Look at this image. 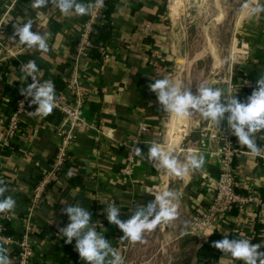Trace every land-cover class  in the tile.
<instances>
[{
	"label": "crops",
	"instance_id": "obj_1",
	"mask_svg": "<svg viewBox=\"0 0 264 264\" xmlns=\"http://www.w3.org/2000/svg\"><path fill=\"white\" fill-rule=\"evenodd\" d=\"M92 1L80 0L86 6ZM0 3L3 8L2 11L0 10V27H3L8 39L15 35L16 27L19 28L31 21V30L44 36L48 45V50L44 52L36 47L21 45L17 41L18 36L12 39V43H8L7 40L0 41V81H7L10 86L20 90L24 86V78L14 68L18 60H28L36 64L35 58L31 56L36 52L39 60L50 67L49 79L56 72L59 64L66 67L69 75L71 68L67 60L72 57L71 43L77 37L80 24L86 18V14L79 15L75 12L62 14L55 0H46L39 8L33 7V0H0ZM137 3H140L139 10L133 12V7ZM161 3L162 0H120L112 12L115 29L113 40L107 46L108 53L103 65L91 62L88 58L82 59L80 71L86 77L85 84L90 91L89 101L84 110L89 125L77 133L71 148L72 162L77 165H72L58 179L48 184L38 206L30 210L28 203L34 185L51 167L59 141L55 128L61 123L62 117L56 121H48L47 116L32 115L30 126L19 136L22 151L0 159V186L6 188L3 195H11L16 200L15 209L10 211L11 221L15 226L13 238H19L20 231L26 227L27 221L31 223L30 235L34 247L32 264H60L63 258L67 259L73 252L77 253L75 239L72 243H65L66 237H62V233L59 232V229L69 222L67 214L63 211L69 205L83 207L90 213V226L104 236L111 248L120 254L121 264L123 261L125 264H150L151 261L153 263L151 259L141 258V254L151 243L165 247V258H168L167 252L170 250L167 246L170 241L175 242L184 236H188L185 243L197 242L193 262L190 259H188L189 263L187 262V264H196L200 243L198 236L191 232V221L196 204L201 203L208 196V185L200 187L199 185L210 183L209 179L213 178L209 175L208 166L216 164L212 152L217 150L218 140L212 138L207 141L206 146L200 145L201 124L204 123H201L203 117L195 110H192L193 112L182 121L177 119L183 122V125L180 124L168 131L166 129L167 133H164L166 111L158 102L156 93L149 88V84L157 79L149 64L157 63L158 57L165 51L166 58L172 61L173 71L170 74L166 66L160 67L157 69L158 79L167 78L172 83L180 84L182 89L198 94V86L211 85L209 78L217 73L221 62L217 57V48L214 55L207 45L201 46L200 40L189 46L183 24L188 21H193L191 22L193 24L194 19L198 16L202 18V15L193 13L177 15L167 8L166 17L169 23L165 27L166 32L159 31L156 38L153 33L146 34L143 25L148 20L144 18V14L155 12ZM257 4L261 10L258 12L246 10L248 12L244 19L250 24L247 23L238 35L243 40L241 44L244 52L248 54L247 57L245 56V61L263 63L264 61H261L264 60V0H257ZM58 12L61 17L55 20V14ZM219 16L215 15L213 25L216 36L221 39L222 33L218 35L217 32L220 30L219 25L222 24L223 18ZM145 36L152 37L156 46L154 49L151 50L150 45L145 43ZM209 53L213 54L210 56L213 60H208ZM208 72L209 78H207ZM61 75L63 76V73ZM258 78H264V75L253 77L247 74L237 81L233 80L224 98L230 99L231 96L236 95L242 100L248 97L257 87ZM217 87L215 85V88ZM1 91L2 89L0 95ZM220 91L223 92L222 89ZM224 98L221 99L222 102ZM8 101V97H4V103L0 106V141L4 134L3 114L9 113L13 108L8 105ZM226 116L227 114L224 120L216 122L213 130L218 131L219 135L230 130ZM141 124H146L149 129L142 131L141 155L134 179L130 182L120 173L127 149L124 144L136 136ZM173 130L174 139L179 140V148L183 152L178 156L181 162H184L185 155L203 158V164L199 168H190L183 177L168 174L163 167L156 166L157 161L147 159L149 146L156 142L166 146L172 139L169 138V134ZM253 138H255L254 134ZM173 155L176 153L174 152ZM74 175H77L79 180L71 183L69 178ZM197 176L201 177V182H198ZM238 177L242 183L255 187L264 186V176L252 154L240 156ZM188 183L191 184L190 189L187 187ZM147 188L174 193L173 203L176 206V214L164 226L158 224L152 231L144 232L142 240L133 242L122 237V230L107 220L105 212L109 205H114L120 208L119 218L127 220L132 215L130 209L134 199L138 201V205L133 211L154 199ZM2 198L0 196V199ZM94 201L96 206L93 209ZM145 235L154 237L147 240ZM55 244H61V247L54 249ZM0 256L7 257L9 264H16L15 246L11 244L5 247L0 243ZM164 263L165 259L161 264ZM68 264H86V262L81 258L78 261L70 258ZM213 264H243V262L234 259L228 253H222Z\"/></svg>",
	"mask_w": 264,
	"mask_h": 264
},
{
	"label": "clouds",
	"instance_id": "obj_2",
	"mask_svg": "<svg viewBox=\"0 0 264 264\" xmlns=\"http://www.w3.org/2000/svg\"><path fill=\"white\" fill-rule=\"evenodd\" d=\"M46 0H33V7L39 8ZM62 14L83 15L89 10L80 0H55ZM247 8V5H245ZM260 7H254L252 12L260 11ZM32 22L28 21L19 28H15L18 42L26 47H36L46 52L48 45L44 36L32 31ZM16 41V42H17ZM21 71L32 82L21 88V93L31 97L30 104H35L34 112L38 116L49 115L56 106L54 84L51 81L41 82L37 75V65L29 61L22 64ZM257 87L253 89L246 101H241L236 95L222 102V92L218 88L198 86V94H193L188 89H182L180 84L172 83L167 78L155 79L149 84L150 90L156 93L158 102L171 117L176 120L187 118L193 111L199 112L202 117L210 121L218 122L225 119L227 124L242 146H246L254 155L259 151L253 140V134L264 131V78H258ZM176 155H173V153ZM141 149L137 147V154ZM183 152L179 148V140L173 139L166 146L153 143L149 146L147 159L157 161V167H163L166 173L176 176H186L190 168H199L203 164V158L194 155H185L184 162L178 159ZM154 196V199L137 207L127 220L119 218L120 208L109 205L106 217L110 223L116 224L123 232L122 237L133 242L142 240L144 232H150L158 224L169 222L176 214V206L173 203L174 193L168 190L146 189ZM6 188L0 186V212L13 211L16 200L11 196H4ZM69 218V222L59 229L62 237H66L65 243H72L75 239V250L79 258L86 264H121L122 257L111 248L108 240L100 235L94 227L90 226V213L83 207L69 205L63 209ZM208 231L205 238L211 235ZM213 246L222 253H228L243 264H264V252L259 251V244L251 243L248 239H229L224 236L221 240L213 241ZM110 257V259H109ZM0 264H9L7 257L0 256Z\"/></svg>",
	"mask_w": 264,
	"mask_h": 264
},
{
	"label": "built area",
	"instance_id": "obj_3",
	"mask_svg": "<svg viewBox=\"0 0 264 264\" xmlns=\"http://www.w3.org/2000/svg\"><path fill=\"white\" fill-rule=\"evenodd\" d=\"M106 0H93L89 5V10L86 13V18L82 21L79 27L78 35L74 39L76 42L75 52L72 57L67 60L70 65V73L67 78L66 89L60 95L55 94L56 106L62 114L61 123L55 128L59 137L57 150L52 158L51 167L44 172L40 181L34 185L33 194L30 196L28 208H32L39 205L42 200L43 193L51 181L59 178V176L66 171L67 164L72 162L71 148L77 138V133L89 125L87 118L85 117V107L89 101V87L85 84L86 77L80 71V64L82 59L88 58L89 51L95 46V26L101 24V18L103 17V10L105 8ZM203 0L202 2H205ZM171 3V2H170ZM166 7L169 10L171 5ZM165 24L161 21L150 22L147 21L143 25L144 32L146 34L159 35L160 32H164ZM162 30V31H161ZM160 31V32H159ZM159 32V33H158ZM8 36L5 33L3 27H0V41L7 40L8 43H12V39H7ZM161 53V52H160ZM162 54V53H161ZM28 60H18V64L14 68L19 71L24 78V87L32 82L31 77L21 71L22 64H27ZM37 75L41 82L50 81L48 78L49 71L42 70L37 67ZM18 100L14 103L12 110L3 114L4 121V134L1 137V143L3 145H9L15 140H19V136L22 134L21 121L30 118L35 115L34 111L36 105L30 104L31 97H26L21 93ZM149 127L146 124H141L139 132L131 140L124 145L127 147L125 159L120 169V173L123 178L127 180L134 179V173L136 166L139 163L141 153L137 154V147L141 149L143 145V132L148 130ZM210 126V122L201 127V135L199 143L203 147L206 146L207 141L216 138L218 143V149L213 151V154H217L218 165L221 169V173L218 177L210 178V183H202L200 186L208 185L209 193L205 197V200L201 203L198 202L195 206V214L192 216L191 232L198 236V238L204 242L208 241L216 229L221 228L223 218L227 216L228 211L231 208L233 202L237 203L239 213L236 217V221L240 228H244L254 221V215L251 213L253 209L260 208V221L264 224V200L259 191V187H255L251 184L242 183L239 180L236 181V175H238V167L233 165L235 157L240 158L241 155L252 154V152L242 149V145L239 144L238 139L232 134L231 130L222 132L221 135L217 134L218 131H213ZM156 144H159L156 142ZM259 154L264 158V144L258 150ZM254 157L256 155L252 154ZM155 161V160H154ZM238 184L241 187L247 188V194H241L236 192L235 185ZM138 205V201L134 199L132 201L133 212L135 206ZM251 213V214H250ZM12 214L10 211L0 212V243L8 247L13 244L15 246V259L16 264H32L34 258V247L30 235L31 223L27 221L26 227L21 229V233L18 239H14L12 235L4 232L3 221H11ZM211 231L212 234L205 238V234ZM123 264L124 261H123Z\"/></svg>",
	"mask_w": 264,
	"mask_h": 264
},
{
	"label": "trees",
	"instance_id": "obj_4",
	"mask_svg": "<svg viewBox=\"0 0 264 264\" xmlns=\"http://www.w3.org/2000/svg\"><path fill=\"white\" fill-rule=\"evenodd\" d=\"M120 0H106L105 1V8L103 10V17L101 18V24L96 25L95 28V39L94 43L95 46L92 47L89 51L88 54V60L93 61L96 64L103 65L105 61V57L107 55V46L111 43L113 40V31L115 29V23L112 18V12L115 9L117 3H119ZM163 3H161L157 10L155 12H147L144 14V18H146L150 22H159L163 21L166 24L169 23L168 17H166V8H165V3L167 0H162ZM2 2V1H1ZM139 5L140 3L135 4L133 7V12L139 10ZM2 6L0 3V10L2 11ZM59 17H61V14L58 12L55 14V20H57ZM54 29V28H53ZM145 43L149 44L151 47V50L154 49L155 44L154 40L152 39L151 36H145L144 37ZM75 46L76 42L73 41L71 43V55L75 52ZM257 51V55H258ZM33 58H35V62L38 68L48 71L50 69L49 65L43 64L39 58H38V53H34L31 55ZM262 60L261 62H263ZM170 65V61L166 58L165 54H162L161 56L158 57L157 63L154 64H149L150 68L152 71L157 75L158 79V73L157 69L160 67H167L168 70H171L168 68ZM237 73L239 76H244V75H252L253 77L256 76H263L264 75V62L263 63H254L253 61H243L238 63L237 65ZM63 73V76L61 75ZM68 70L64 65H58L57 70L55 73H53L50 77V81L54 84V92L56 95H60L64 92L66 89V84H67V78H68ZM238 76L236 75L235 81H237ZM0 89L1 95H0V106L3 105V98L8 97V105L13 106L14 103L18 100L20 96V91L17 87H12L7 81H0ZM246 98H243L241 101H246ZM60 117H62L61 112L53 108L52 112L47 115L46 119L48 121H56L59 120ZM30 121L31 118L22 120L20 125L21 129L25 130L30 126ZM255 138H253L254 143L257 146V149L259 150L261 146L264 144V131L255 133ZM235 136V135H234ZM237 139V137L235 136ZM242 149L245 151H249L246 148V146H242ZM22 148L20 146L19 140H15L11 142L9 145H3L0 142V159H4L7 156H10L14 154L15 152H21ZM255 160L257 164L260 166V172L264 176V158L261 155H256ZM240 162V158L235 157L233 165L235 168L238 167ZM72 165H77L75 162H69L67 164L66 170H69ZM208 172L211 177H218L221 173V169L217 164H210L208 166ZM78 175V174H77ZM74 175L73 177H70L69 180L71 183L76 182L79 180L78 176ZM198 182H201V177L197 176ZM238 180V175H236V181ZM187 187L190 189L191 184L188 183ZM235 190L238 193L241 194H247L248 190L247 188L241 187L238 184L235 185ZM260 194L262 196V199L264 200V186L259 188ZM195 195V194H194ZM96 206V201H94L93 204V209ZM239 213V208L237 203L233 202L231 205L230 210L227 213V216L223 218V221L221 223V228L216 229L214 234L210 236L208 241H204L200 247L197 250V260L196 264H213L216 260H218L222 252L215 248L213 246V241L221 240L224 236H228L229 239H248L250 240L251 243L254 244H259L261 248L259 251L264 252V224L260 221V213L261 210L260 208H257L256 210L253 209L251 213L254 215V221L252 224H249L248 226L244 228H240L238 226V223L236 221V217ZM4 224V232L6 234L12 235L15 232V226L13 225L12 221L6 220L3 221ZM61 247V244H55L54 249H58ZM63 247V245H62ZM72 258L75 261H78L80 258L76 252H73L70 257L63 258L61 260L60 264H68V259Z\"/></svg>",
	"mask_w": 264,
	"mask_h": 264
},
{
	"label": "rangeland",
	"instance_id": "obj_5",
	"mask_svg": "<svg viewBox=\"0 0 264 264\" xmlns=\"http://www.w3.org/2000/svg\"><path fill=\"white\" fill-rule=\"evenodd\" d=\"M167 1H166L167 5L170 4L173 13L176 12L177 15L179 13L182 14L188 13L190 15L193 13L196 15H202V18H199L198 16V18L194 19L195 22L193 24H191V22L193 21H188L185 24H183V26L186 30L189 46H192L194 42L198 43L200 40L201 46L207 45L209 48H212L214 55H215V50L217 48L218 50L217 57L218 59H220L221 62L220 68L219 70H217V73L215 75L214 74L211 75V78H209V72H208L207 78H209V81L211 80V85L208 84V87L215 88V85H217L220 88V90L221 89L223 90L222 93L224 95L221 97L222 99L223 97H225L226 95L225 93H227V89L229 85H231V83L233 84V80L235 79L236 75L238 76L237 80H239V78L241 77L238 75L236 71L237 70L236 65L240 62L245 61V56L247 57L248 54L244 52V48L242 47L243 45L241 44L243 40H241V38L239 37L238 32L242 31L247 23L250 24V22H247V20L244 19L245 14L248 12L246 10L251 11L252 8L256 7L258 5L257 0H206L205 2H202L203 0H167ZM245 5H247V8L245 7ZM216 14H218V16L220 15L219 17H221V19L223 18L222 24L219 25L220 30H218L217 32L218 35L222 33L221 39L216 36V32L214 30L215 26L213 24L215 22L214 17ZM167 26L168 24H165V27ZM164 31L166 32L165 28ZM243 35L246 36L245 33H243ZM241 37L242 39H245V37L243 36ZM163 53L167 57V53L165 51ZM213 54L209 53L208 56L209 57L211 55L213 56ZM192 55H194V53ZM210 58H208L209 61L213 60L212 58L211 59ZM171 64L172 61H170V65H169L171 70H168L170 74L173 71L171 68ZM203 64L205 65V63ZM180 77L182 78V76ZM208 122H210V126L213 129L216 127V122L210 121L203 117V121L201 123H204V125H206ZM180 124L183 125L184 123L179 122V120L177 119L174 120L171 117V115L168 112H166L163 123L164 133H167L169 129L171 130L173 129V127L179 126ZM201 125L203 126V124ZM169 135H170L169 138L170 139L172 138L171 140H173L175 137L174 130ZM218 144H221V142H219ZM215 158H216V164L218 165L219 156L216 154ZM175 185L177 186V184ZM154 235H156L155 232ZM187 237L188 236H184L176 240L175 242L170 241L169 245L167 246L170 250V252H167L168 258H165L166 255L164 253L165 247L163 248L162 245L158 246L154 243H151L147 246V249L143 252V254H141V258L153 260V263L152 261L149 262L150 264H161L163 259H165L164 264H168V263L187 264V262L189 263L188 259H190L193 262V257L195 255L197 242L186 241L187 243H185V239ZM145 238L147 240L152 239L151 236L148 237L146 235ZM200 241L201 240L199 239L198 242L201 245L203 242Z\"/></svg>",
	"mask_w": 264,
	"mask_h": 264
},
{
	"label": "bare ground",
	"instance_id": "obj_6",
	"mask_svg": "<svg viewBox=\"0 0 264 264\" xmlns=\"http://www.w3.org/2000/svg\"><path fill=\"white\" fill-rule=\"evenodd\" d=\"M219 4V3H218ZM224 12V11H223ZM209 43V42H208ZM212 49V48H211ZM206 51V50H205ZM200 56V54H198ZM223 64V63H222ZM216 81V80H215ZM210 83V82H209ZM191 120V119H190ZM173 127V126H172ZM183 130V129H182ZM182 132V131H181ZM165 186V185H164ZM162 188V187H161ZM163 189V188H162ZM159 190V189H158Z\"/></svg>",
	"mask_w": 264,
	"mask_h": 264
},
{
	"label": "water",
	"instance_id": "obj_7",
	"mask_svg": "<svg viewBox=\"0 0 264 264\" xmlns=\"http://www.w3.org/2000/svg\"><path fill=\"white\" fill-rule=\"evenodd\" d=\"M171 221V220H170ZM168 223V222H167ZM166 223H162V226H164Z\"/></svg>",
	"mask_w": 264,
	"mask_h": 264
}]
</instances>
